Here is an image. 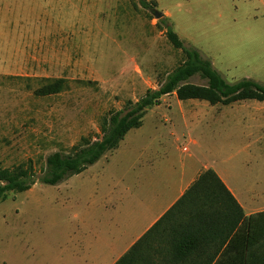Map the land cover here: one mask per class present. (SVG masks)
Instances as JSON below:
<instances>
[{"label": "rangeland", "instance_id": "obj_1", "mask_svg": "<svg viewBox=\"0 0 264 264\" xmlns=\"http://www.w3.org/2000/svg\"><path fill=\"white\" fill-rule=\"evenodd\" d=\"M171 22L228 82L264 83V0H0V167L31 165L38 177L47 156L94 140L109 112L157 88L184 59L166 37ZM57 78L63 90L38 91ZM178 105L210 103L162 96L143 122L176 117ZM61 184L35 181L0 200V264H60Z\"/></svg>", "mask_w": 264, "mask_h": 264}, {"label": "crops", "instance_id": "obj_2", "mask_svg": "<svg viewBox=\"0 0 264 264\" xmlns=\"http://www.w3.org/2000/svg\"><path fill=\"white\" fill-rule=\"evenodd\" d=\"M178 106L163 124H145L147 108L110 153L60 182V264H113L135 242L153 264L241 257L243 216L264 211V99ZM207 169L216 179H200Z\"/></svg>", "mask_w": 264, "mask_h": 264}, {"label": "trees", "instance_id": "obj_3", "mask_svg": "<svg viewBox=\"0 0 264 264\" xmlns=\"http://www.w3.org/2000/svg\"><path fill=\"white\" fill-rule=\"evenodd\" d=\"M165 29L167 39L182 51L184 59L166 74L159 86L147 89L143 96L136 101H129L123 109L109 112L108 118L102 120L101 135L94 140L82 138L83 141L74 145L70 153L54 152L47 156L45 169L38 177L33 175L31 165L26 168L20 165L13 168L0 167V200L6 197L8 191L22 192L29 189L35 181L57 184L82 171L107 151L114 149L130 128L139 126L146 109L159 104L164 94L175 93L179 100L202 99L210 104H228L241 99H264L263 82L251 77L228 82L198 48L181 39L168 24ZM196 73L206 78V84L187 81ZM65 85L64 78H57L42 85L38 91L42 94L55 93L63 90ZM205 177L216 179L211 169L200 175V179ZM243 218V254L239 259H231L230 264H264V211ZM139 245V242H135L113 264H153L152 257L140 249Z\"/></svg>", "mask_w": 264, "mask_h": 264}, {"label": "water", "instance_id": "obj_4", "mask_svg": "<svg viewBox=\"0 0 264 264\" xmlns=\"http://www.w3.org/2000/svg\"><path fill=\"white\" fill-rule=\"evenodd\" d=\"M153 14H154V16L157 17V18L162 16V12L159 11V10H157V9H155V10L153 11Z\"/></svg>", "mask_w": 264, "mask_h": 264}]
</instances>
